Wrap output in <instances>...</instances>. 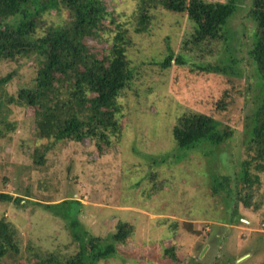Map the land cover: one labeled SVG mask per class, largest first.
Returning a JSON list of instances; mask_svg holds the SVG:
<instances>
[{
	"label": "rangeland",
	"instance_id": "1",
	"mask_svg": "<svg viewBox=\"0 0 264 264\" xmlns=\"http://www.w3.org/2000/svg\"><path fill=\"white\" fill-rule=\"evenodd\" d=\"M103 1L113 20L127 28L125 55L132 73L118 98L121 135L109 147L98 151L87 139H37L33 109L10 100L18 89L32 86L39 61L31 56L0 62V79L10 75L0 84V194L19 199L0 200V218L15 227L20 247L1 264L74 254L78 242L72 240L69 220L53 214L65 207L87 236L109 238L118 222L132 228L125 245L95 264H264V173L251 190L236 183L231 196L227 189L214 193L211 183L227 176L235 189L234 176L247 158L245 126L259 95L248 56L256 27L249 14L252 1L235 0L225 39L188 50L182 43L193 26L185 15L150 10L146 30L135 33L139 0ZM67 20L66 10L50 11L36 31ZM105 28L103 37L110 39L115 29ZM88 43L95 50L106 48ZM177 55L182 65L172 61L161 67L164 58ZM224 91L229 95L220 109ZM189 112L213 117L231 130V138L221 145L200 141L194 149L179 148L172 127ZM35 149L43 154L40 164L34 162ZM70 199L78 204L62 203Z\"/></svg>",
	"mask_w": 264,
	"mask_h": 264
},
{
	"label": "trees",
	"instance_id": "2",
	"mask_svg": "<svg viewBox=\"0 0 264 264\" xmlns=\"http://www.w3.org/2000/svg\"><path fill=\"white\" fill-rule=\"evenodd\" d=\"M250 16L256 27L248 50L257 77L259 90L257 103L245 126L247 129L246 156L239 164L231 189L230 179L212 180V191L227 189L234 195L236 183L247 189L259 185L260 173H264V0H251ZM235 0L207 2L204 0H139L135 12V33L146 30L149 11L162 9L171 14L185 15L193 26L182 43V49L199 46L206 42L225 39L223 29L234 11ZM60 9L68 12V20L60 26H49L36 31L43 14ZM115 29L110 39L103 37L106 25ZM88 39L96 44L104 43L105 49L95 50ZM129 38L127 28L112 18L103 0H0V62H13L35 56L39 61L32 86L18 89L15 104L33 109L34 134L37 139L72 141L84 139L93 142L99 150L107 148L121 135L118 98L132 79L126 60ZM182 65L181 55L164 58L162 68L172 64ZM207 70V68H205ZM10 80V75L0 79V84ZM228 92L219 101L225 108ZM220 127V128H218ZM249 131V133H248ZM172 138L182 149H194L200 141L221 145L231 138V130L222 127L213 117L189 112L178 117L172 127ZM34 162L40 164L43 154L34 150ZM234 190V191H233ZM245 201L247 196L240 197ZM0 200L17 202L11 195L0 194ZM74 202L65 200L62 203ZM60 203V204H62ZM59 204V205H60ZM47 210L56 205H43ZM68 208L65 207V210ZM64 210V212H65ZM64 212H55L69 220L72 240L78 242V250L59 258L53 253L36 255L35 264H95L112 257L116 246L127 243L132 228L123 222L116 224V231L109 238L87 236L78 219ZM19 241L15 227L0 218V264L8 256L19 254ZM168 255L172 256L169 249Z\"/></svg>",
	"mask_w": 264,
	"mask_h": 264
}]
</instances>
